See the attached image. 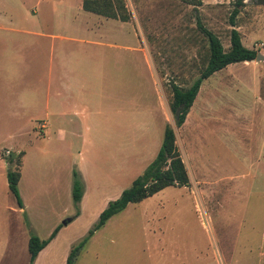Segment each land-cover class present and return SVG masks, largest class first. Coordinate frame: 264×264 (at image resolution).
I'll list each match as a JSON object with an SVG mask.
<instances>
[{
  "label": "rangeland",
  "instance_id": "obj_1",
  "mask_svg": "<svg viewBox=\"0 0 264 264\" xmlns=\"http://www.w3.org/2000/svg\"><path fill=\"white\" fill-rule=\"evenodd\" d=\"M257 1L245 0L236 28L244 46L264 56V4ZM54 2L60 0H0V13L32 16L31 9L41 4L44 23L52 15ZM82 2L64 0V12L71 16L70 8H78ZM234 2L114 1L148 51L155 83L141 53L103 52L94 76L97 94L105 95L101 96L100 109L126 105L131 111H117L114 121L92 131L99 136L97 153L113 144L128 143L130 138L137 143L144 138V156L146 152L151 156L162 119L157 112L154 117H146L145 111H151L156 100L158 106L160 96L166 125L176 132L190 185L170 186L129 204L89 238L74 264H264V61L234 63L206 79L182 127L176 126L170 109L172 84L189 87L209 58L208 41L197 20L228 50ZM42 22L38 29L45 26ZM48 134L49 139L32 141L35 145L31 149L54 153L57 162H40L29 168L28 161L32 177L29 181L27 173L20 187L27 214L13 212L9 206L18 211V202L9 190L5 194V208H0V213L5 212L0 264H29L31 234L44 240L64 220L77 214L72 197L60 194L52 181L64 175L67 166L65 152L54 148V132ZM71 153L75 155L76 151ZM10 154L3 151V157ZM103 164L110 165L108 160ZM72 169L80 173L75 164ZM103 202L102 196L91 193L81 214L64 226L58 239L40 255V264H65L71 247L98 220L97 210Z\"/></svg>",
  "mask_w": 264,
  "mask_h": 264
},
{
  "label": "crops",
  "instance_id": "obj_2",
  "mask_svg": "<svg viewBox=\"0 0 264 264\" xmlns=\"http://www.w3.org/2000/svg\"><path fill=\"white\" fill-rule=\"evenodd\" d=\"M50 9L53 10L52 15L44 23L40 14L41 4L31 9L32 16L24 13H0V208H5V194L10 191L3 151L8 150L16 155L22 153L18 188L24 208L19 206V210L15 211L12 205L9 207L13 212L27 214V204L22 198L20 187L21 182L26 180L27 173L29 181L32 177L28 169L40 162H57V156L52 155L54 153L31 149L35 145L31 142L36 139H49L48 133L53 131L56 142L54 148L65 152L63 158L67 166L64 175L52 180L58 185L56 189H59L60 194L72 197L74 164L80 168L84 182L80 213L64 220V227L81 214L82 206L91 193L99 194L104 199L97 210L100 215L110 201L118 199L125 188L131 186L130 182L132 184L156 157L167 121L155 85L159 105L157 106L156 100L151 111H145L146 117L150 114L156 115L157 112L162 119L160 131L154 135L152 155L148 156L149 152H146L144 156V143H141L144 138L138 141L140 143L130 138V142L110 145L109 149L98 154L96 147H99V136L92 131L97 127L100 130L101 126L114 121L112 117L117 115V111H131L126 105L125 108H110L108 111L105 107L100 109L103 103L101 96L105 95L97 94L94 76L97 75L96 66L103 58V52L123 50L141 53L152 71L155 83L152 61L128 21L86 11L81 5L70 8L73 10L70 16V13L64 12V0H60V3L54 2ZM40 22L45 26L41 25L38 29ZM252 62L255 63V60L245 63ZM131 127L128 126L130 129ZM90 135L91 141H88ZM148 147L151 149L150 144ZM74 150L75 155L71 153ZM107 160L109 167L103 164ZM51 189L49 183L50 198ZM4 213H0V246H4ZM66 221L67 224H63ZM62 228L39 252L34 264H40V255L58 239ZM2 254L3 251L0 255Z\"/></svg>",
  "mask_w": 264,
  "mask_h": 264
},
{
  "label": "trees",
  "instance_id": "obj_3",
  "mask_svg": "<svg viewBox=\"0 0 264 264\" xmlns=\"http://www.w3.org/2000/svg\"><path fill=\"white\" fill-rule=\"evenodd\" d=\"M114 1L115 0H83L82 7L86 11L108 18L128 21V17L125 13L119 14ZM257 3L264 4V0H259ZM244 5L245 0H235L234 7L229 16L232 29L230 31V47L228 50L224 48L220 38L214 32L204 27L200 19L197 20L198 28L208 41L209 58L207 64L201 70L199 77L189 87L183 88L177 84H172L170 109L174 114L177 127L182 126L185 122L200 87L206 79L231 64L256 60L259 52L244 46L241 34L236 28V19ZM21 157L22 153L18 155L10 154L4 158L8 164L7 180L9 189L15 196L20 208H24L18 188L21 176ZM189 185L190 177L177 144L176 132L170 124H167L164 130L161 147L154 160L146 167L144 172L133 181L132 185L122 192L118 199L108 203L107 207L100 213L98 220L89 229L87 235L71 247L66 264H74L79 252L84 248L89 238H91L96 231L101 229L112 216L123 211L130 203L140 202L170 186L182 187ZM83 194L84 182L80 173L74 170L72 200L77 209V214H79V207ZM62 227L63 225L60 224L51 235L44 240L31 234L29 239V264H34L39 252L50 243Z\"/></svg>",
  "mask_w": 264,
  "mask_h": 264
},
{
  "label": "water",
  "instance_id": "obj_4",
  "mask_svg": "<svg viewBox=\"0 0 264 264\" xmlns=\"http://www.w3.org/2000/svg\"><path fill=\"white\" fill-rule=\"evenodd\" d=\"M257 61H264V56L260 53H258L257 57H256ZM68 221L64 222L63 224H67Z\"/></svg>",
  "mask_w": 264,
  "mask_h": 264
}]
</instances>
